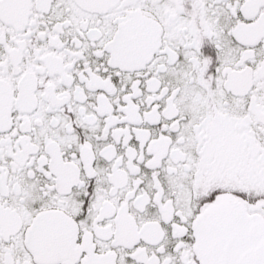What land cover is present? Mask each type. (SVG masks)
<instances>
[{
	"label": "snow or ice",
	"instance_id": "snow-or-ice-1",
	"mask_svg": "<svg viewBox=\"0 0 264 264\" xmlns=\"http://www.w3.org/2000/svg\"><path fill=\"white\" fill-rule=\"evenodd\" d=\"M0 264H264V0H0Z\"/></svg>",
	"mask_w": 264,
	"mask_h": 264
}]
</instances>
